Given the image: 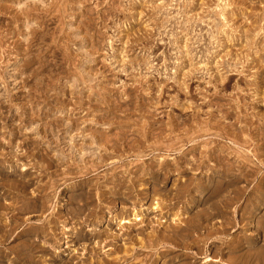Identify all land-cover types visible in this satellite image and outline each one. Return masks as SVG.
I'll return each mask as SVG.
<instances>
[{
  "label": "rangeland",
  "instance_id": "1",
  "mask_svg": "<svg viewBox=\"0 0 264 264\" xmlns=\"http://www.w3.org/2000/svg\"><path fill=\"white\" fill-rule=\"evenodd\" d=\"M0 264H264V0H0Z\"/></svg>",
  "mask_w": 264,
  "mask_h": 264
},
{
  "label": "bare ground",
  "instance_id": "2",
  "mask_svg": "<svg viewBox=\"0 0 264 264\" xmlns=\"http://www.w3.org/2000/svg\"><path fill=\"white\" fill-rule=\"evenodd\" d=\"M42 2V1H41ZM44 2V1H43ZM44 4V3H43ZM47 7V6H46ZM33 8V7H32ZM44 8H45V6H44ZM51 9V8H50ZM35 11H38V12H42L41 14H36L35 16L37 17V20L36 21H34V22H36V25L38 26L37 28H35V29H33V31L31 32L32 33V37H33V40H37V38H38V36H39V34L41 35V31L42 30H44L45 32L48 30V27H50V25L49 24H52L53 22H51V23H49L48 21H50V20H52L53 18H51L50 20H49V18H48V20H47V17H48V15H47V13H48V11H50V10H46V8L45 9H40L38 6L34 9ZM31 11L32 10H30L28 13H27V15L30 13V14H32L31 13ZM23 14V12L22 13H20V15H19V17H21V15ZM42 15V16H41ZM52 15V14H51ZM225 15V14H224ZM30 17V16H29ZM57 17V16H56ZM35 18V17H34ZM38 19H40V20H38ZM55 19V18H54ZM35 20V19H34ZM56 21H57V19H56ZM34 25V24H33ZM30 29V28H29ZM47 29V30H46ZM50 30V29H49ZM43 32V31H42ZM48 32V31H47ZM43 34V33H42ZM46 34V33H45ZM48 34V33H47ZM42 36V35H41ZM40 39V38H39ZM158 208V207H157ZM157 208H155V209H157ZM129 222V221H128ZM127 222V223H128ZM126 223V222H125ZM35 248V247H34ZM36 249V248H35ZM34 249V250H35ZM30 250H31V248H30ZM25 252V251H24ZM22 254V253H21ZM25 255V254H24ZM204 259H206V263H209V262H219L218 260H214V259H212L211 257H209V256H207V257H205Z\"/></svg>",
  "mask_w": 264,
  "mask_h": 264
}]
</instances>
